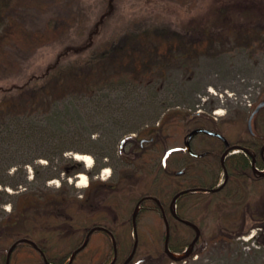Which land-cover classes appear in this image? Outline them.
Masks as SVG:
<instances>
[{
	"label": "rangeland",
	"instance_id": "374dc122",
	"mask_svg": "<svg viewBox=\"0 0 264 264\" xmlns=\"http://www.w3.org/2000/svg\"><path fill=\"white\" fill-rule=\"evenodd\" d=\"M42 2L0 0L1 36L10 15H17L31 31L42 32L60 23L65 32L62 39L41 45L0 73V101L28 82L42 84L57 61L61 62L57 75L65 87L52 95L49 104L34 110L18 108L9 120L14 127L22 120L37 125V139L0 128V158L11 164L0 168V238L23 218L20 213L25 205L79 199L93 203L89 214L99 210L104 215L99 224L120 223L134 213L136 229L146 235L140 247L147 252L145 246L153 241L162 213L147 206L139 210L143 194L170 205L187 187H217L224 178L222 168H197L180 150L177 155L170 153L171 148L185 144L193 152L208 151L212 137L194 128L191 133L189 124L203 118L210 120L212 130L225 133L240 128L242 138L255 136L247 122L264 100V0ZM134 30L165 32L164 42L146 39L138 54L131 45L116 55L100 54L94 57L88 76L69 71L73 63L91 57L93 48L87 46L92 33L95 45L103 40L119 45L126 32ZM154 128L160 137L141 146L140 139L152 138ZM253 131L264 138V107L255 115ZM75 153L91 155L93 164L76 159ZM71 157L83 163L87 186L77 187L78 173H66ZM260 170L264 173L254 168L257 174ZM121 180L127 182L125 190L114 198ZM105 184L112 188L103 193ZM225 186L220 198L207 192L199 199H184L181 193L171 204L175 214L183 210L184 220L202 224L204 235L192 247L195 238L181 231L176 244L186 245L189 253L174 256L167 249L174 258L168 264H264V245L257 241L259 225L264 224V184L230 182ZM100 194L103 197L97 201ZM131 227L136 242L134 223ZM166 236L167 244L169 233ZM104 237L113 240L94 231L89 241L108 246ZM70 248L64 242L59 251ZM0 253V264H9L1 246ZM136 264H154V259L140 253Z\"/></svg>",
	"mask_w": 264,
	"mask_h": 264
},
{
	"label": "trees",
	"instance_id": "16d2710c",
	"mask_svg": "<svg viewBox=\"0 0 264 264\" xmlns=\"http://www.w3.org/2000/svg\"><path fill=\"white\" fill-rule=\"evenodd\" d=\"M21 2L30 5L43 3L42 0H21ZM17 17V15H10L6 20L7 27L4 29V33L2 36L0 34V73L18 64V59H26L28 55L34 54L41 45L62 39L65 33L60 23H57L54 27L45 28L42 32L31 31L27 29L25 24ZM162 34H165V32L159 31L156 33L151 30H134L126 32L123 36L122 44L118 45L111 41L106 42L103 40L99 42V45H95L97 41L95 40L96 34L92 33L87 46L91 47V49L93 48L91 57L82 58V60L73 63L69 71L77 75L86 74V76H88L93 67L94 57H101L100 54L103 56L107 54L116 55L124 50L126 45H131V47L134 48V54H138V47H140L141 43L146 39L158 38L161 42H164V36ZM16 53H18L19 56ZM11 56H13L12 59ZM16 56H18V58H16ZM60 64L61 62L57 61L55 65L49 68L45 81L42 84L28 82L20 86L18 91L9 98L0 101V128L4 126L6 132L8 131L13 135H19L21 137L23 135H30V137H34L33 139H37L40 132L37 125L22 120L14 127L10 124L9 120H11V118L14 119V113L18 108L26 111L31 107L34 110V107L49 104L47 101H50L52 95H59L62 89L64 91L65 87L62 84L63 78L61 75H57L58 72H61ZM49 89L52 92L49 91ZM197 127L211 129L212 124L208 119L197 118L189 124V129L192 130ZM241 131L242 130L239 128L225 132L224 134L231 144L241 143L246 146H252L253 154L239 152L227 156L226 168L229 175L228 183L232 182L246 186L249 183L259 181L264 184V174H257L254 172V166L264 169V138L257 137L254 139L252 136L249 138H242ZM139 137L141 138V134ZM211 137L212 139L208 141V165L221 169V153L224 146L221 140L215 136ZM253 158L255 160L254 164H252ZM67 161L68 168L65 171L68 175L84 171L82 162L72 157L68 158ZM10 166L11 164H8V159L0 158V168L5 169L6 167L7 169ZM16 170L19 171L20 168L17 167ZM205 170L207 171L206 168ZM0 182L2 183V181ZM126 183L125 180H121L116 185L118 190L113 192L114 198H118L121 192L125 190L123 188L126 186ZM211 186L212 185H209V187ZM111 188L112 187L105 184L102 192L106 193V191H109ZM225 189L226 186L209 193L214 199L220 198ZM180 190L178 187L176 188V192ZM102 195L103 194H100V196L97 195V201L103 197ZM206 195L207 193L189 192L184 193L183 198L199 199ZM42 201L43 200H40L35 206L33 205V207L25 205L23 211L20 213L23 218L16 222L13 225L14 227H11L8 232L0 238V246L4 251H7V255L9 249L15 242L20 239H26L25 241L17 243L11 254L9 264H124L126 262L135 243L132 238V216H129V219L121 221L120 223L116 222V224H113V222L107 226L98 223L99 220L104 218V215L100 214L101 212L99 210L94 212V214L88 213V209L91 208L93 204L88 200H70L66 204L62 202L49 203L47 200ZM78 206L80 207L79 210ZM167 208H169V206H167ZM185 217L181 209L178 210L177 215H174L170 208L166 209V213H162V217H160L159 225L154 229L153 241H148L147 246H145L147 252H142V248L140 247L144 244L146 235L142 232L140 233L138 229H133L136 233L138 243L136 253L128 264H136L137 257L140 253L142 257L153 258L154 264H168L170 261L174 260V258L167 252V247L175 252H184L186 249V245L179 246L176 244L178 235L181 231L187 233L189 239L193 240L197 235L195 232L196 227L199 229V239L203 237V225L195 222L193 219H190L193 225L185 223L183 221V219H186ZM167 224L170 229V237L166 244ZM97 226L103 227L97 229V232H102L106 234V236L110 235L113 240H109V237H104L108 246L103 244L92 245L91 242L88 241L86 246L72 258L73 252L85 241L87 233L93 227ZM259 226H261L262 229L257 241L259 244L264 245V224ZM64 242H68L71 248L66 252H60V245ZM71 258L72 261L70 262Z\"/></svg>",
	"mask_w": 264,
	"mask_h": 264
},
{
	"label": "flooded vegetation",
	"instance_id": "af4514ba",
	"mask_svg": "<svg viewBox=\"0 0 264 264\" xmlns=\"http://www.w3.org/2000/svg\"><path fill=\"white\" fill-rule=\"evenodd\" d=\"M193 130L195 132H200V133L203 132V133L207 134L205 132V129L202 128V127H197V128H195ZM193 130L191 131V133L193 132ZM248 130H249L251 135H255V136H252V138H254V139L257 138L256 134L254 133V131H250L249 127H248ZM217 133H220L221 136H219V135H213V136H215L216 138L221 140L222 141L221 143L224 146V148L222 150V153H221V161H220L221 167H222L223 172H224V178L220 179V181L218 182L219 186H221V188H222L229 181V175H228L227 168H226V159H227L226 152H227V150L233 145H240V146L246 147L248 149L245 153L253 154V151H252V146H246V145L241 144V143L231 144L230 141L228 140L227 136L224 133H221L219 131H217ZM158 137H160L159 129L154 128V136L152 138L143 137V138L140 139L141 146H145V145H147V144H149V143H151L153 141L155 142ZM179 150L182 152L183 158L186 159V160L188 158H190L192 162H195L194 164H195V166L197 168L201 167L202 165L203 166H207L208 165V158H207L208 151L193 152L191 150V148L189 147V144H185L184 148L183 147L181 148V147H178V146H175V147L171 148L170 149V153H175L177 155ZM252 163H253V161H252ZM185 165L188 166V162H186ZM183 172H184L183 169L179 170V173H183ZM208 188H209V186L208 187H200V186L187 187V189H185L187 191L184 192V193H189V192H192V193H207L205 190L208 189ZM171 204H172V201H171L170 205H168V204L164 203L163 201H161L160 199H158L157 197L146 193V194H143L141 196V198L138 200V204L137 205H139V210L140 209L141 210L145 209V207L147 206V207H152V208H155V209L159 208L161 213H166V209H169V208L171 209ZM167 206H169V208H167ZM171 211H172V209H171ZM134 216L135 215L133 213V218H134Z\"/></svg>",
	"mask_w": 264,
	"mask_h": 264
},
{
	"label": "water",
	"instance_id": "95a60500",
	"mask_svg": "<svg viewBox=\"0 0 264 264\" xmlns=\"http://www.w3.org/2000/svg\"><path fill=\"white\" fill-rule=\"evenodd\" d=\"M262 107H264V100H262V101L256 106V108H255L254 111L251 113V115H250V117H249V119H248V127H249L250 131H253V118H254V116L256 115V113H258L259 110H260ZM205 131H206L208 134H211V135H219V136H221L220 133H217V132L212 131V130H209V129H205ZM247 150H248V149H247L246 147H243V146H240V145H233V146H231V147L227 150L226 155H230V154H232V153H236L237 151H245V152H246ZM74 156H75V154H74ZM217 189H219V187H212V188L207 189L206 191H215V190H217ZM186 191H187V190H184V191L178 193V194L176 195V197L173 199L172 204L176 202L177 197H178L181 193H184V192H186ZM134 215H135V214H134ZM183 221H184L185 223H188V224H192V225H193V223H192L191 221H187V220H184V219H183ZM133 222H134V227H135V229H136V225H135V216H134V221H133ZM97 228H99V227H94V228H92V229L90 230V232L87 234V237H86L85 242H84L79 248H77V249L73 252L72 258H73L74 255H76V254H77L82 248H84V247L86 246V244H87V242H88V240H89V236H90V234H91L94 230H96ZM167 233H169V226H168V225H167ZM199 234H200V233L197 231V236H196L195 239L191 242V246H192V247H193V245L195 244V242L197 241V238L199 237ZM25 240H26V239H20V240H18L17 242H15V243L12 245V247L9 249V252H8V262H9V260H10L11 254H12L14 248L16 247L17 243L22 242V241H25ZM136 248H137V241H136L135 244H134V248H133V250H132V253L130 254V256L128 257V259L126 260V262H125L124 264H127V263L129 262V260L133 257V255H134V253H135V251H136ZM166 249H168V248H166ZM188 253H189V252H187L186 255H187ZM171 255H172V254H171ZM72 258H71L70 262L72 261Z\"/></svg>",
	"mask_w": 264,
	"mask_h": 264
},
{
	"label": "bare ground",
	"instance_id": "6f19581e",
	"mask_svg": "<svg viewBox=\"0 0 264 264\" xmlns=\"http://www.w3.org/2000/svg\"><path fill=\"white\" fill-rule=\"evenodd\" d=\"M217 113H220V110H218ZM78 157H79V158L89 157V158H91V163H89L88 160H85V159H79ZM75 158H77L78 160H82V161H84V162L86 163V165H88V166L92 165V164H93V160H94L93 157H92L91 155H89V154H80V153H75ZM103 171H104L105 175H106V174H107V175L109 174V169H108V168H105ZM259 173L262 174L263 171L260 170ZM82 177L87 179V184H88V176H87L84 172H80V173L77 175V178H78V180H77V184H79V182H80V180H81ZM82 187H84V186H82ZM171 254L174 255V256H177V255H178V253H177V252H174V251H172Z\"/></svg>",
	"mask_w": 264,
	"mask_h": 264
},
{
	"label": "clouds",
	"instance_id": "9594fccd",
	"mask_svg": "<svg viewBox=\"0 0 264 264\" xmlns=\"http://www.w3.org/2000/svg\"><path fill=\"white\" fill-rule=\"evenodd\" d=\"M106 179V177H104ZM57 186L59 187V185L57 184ZM81 186H87V179L86 178H81L79 184H77V187H81ZM8 211H10L11 209H7Z\"/></svg>",
	"mask_w": 264,
	"mask_h": 264
},
{
	"label": "snow or ice",
	"instance_id": "6c2138e0",
	"mask_svg": "<svg viewBox=\"0 0 264 264\" xmlns=\"http://www.w3.org/2000/svg\"><path fill=\"white\" fill-rule=\"evenodd\" d=\"M78 158H79V157H78ZM79 159H85V160H88L89 163H91V158H89V157H83V158H79Z\"/></svg>",
	"mask_w": 264,
	"mask_h": 264
}]
</instances>
